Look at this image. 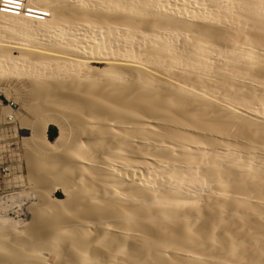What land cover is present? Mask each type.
Masks as SVG:
<instances>
[{"label":"bare ground","instance_id":"obj_1","mask_svg":"<svg viewBox=\"0 0 264 264\" xmlns=\"http://www.w3.org/2000/svg\"><path fill=\"white\" fill-rule=\"evenodd\" d=\"M25 7L0 13V77L71 139L30 156L65 206L37 198L0 264H264V0Z\"/></svg>","mask_w":264,"mask_h":264},{"label":"rangeland","instance_id":"obj_2","mask_svg":"<svg viewBox=\"0 0 264 264\" xmlns=\"http://www.w3.org/2000/svg\"><path fill=\"white\" fill-rule=\"evenodd\" d=\"M22 73L20 72L19 75ZM24 77L23 75H21L20 78H13V79L0 77V233L1 232L5 233L9 230H14L15 232L18 231L17 233L19 234H16L14 231L13 232L11 231L15 235H20V234L23 235L24 233L21 232L22 231L25 232V230L28 229V226L30 227V214L36 205L35 203H38L37 201L40 200V197L42 198V195H43L42 202L44 200H45L44 202L46 201L48 203L51 202V204L49 205H52L51 206L52 208L54 207L53 209L55 212H57L58 209H59L58 212H60V209L61 210L64 209L65 204L63 205V203L62 204L60 203L62 205V206L60 205V207L59 205H54L55 200L64 201V195L61 192L62 187L57 186L58 185L57 183L56 186L55 183L54 182L52 183L51 181H48L45 184L42 183L39 186V187L42 186V190L41 188L37 187L38 192H37V188L33 186L34 185L33 182H35V180L39 177V172L36 173L38 166H36L35 164L32 165L33 160L31 159V157L35 160V157L37 155L36 150L38 151L44 150L46 154L48 153L50 155L51 150L53 149L52 153L55 152L59 154L62 152V148L65 147L67 148V145L71 140L68 132V135L66 136H68V139H70L68 140L69 142L67 143L66 138L63 139L65 140L67 145L64 144L62 138L60 139L61 142L65 145V147L62 146V143L60 141H58L54 146V147L57 146L56 148L58 149V146L61 145L62 148L59 147L60 148L59 151L57 149L55 151L53 146L52 148L50 147L52 144H54L53 141L55 140V138L58 137V129L55 126L54 122L51 123L52 117L47 114L48 111L46 109L43 115H40L38 113H33L31 111L34 114V116H36L35 114L38 115V118L36 117L37 118L36 119L33 116V114L29 112L28 107L24 105L25 103L23 101L27 99L26 101H29L31 103L34 102V105L32 104L33 107L36 105L35 106L36 108L35 107H34L35 109L33 108L35 111L33 109L32 110L34 112L38 111V106H37L38 104H35L36 102L33 97H29L31 93L21 88L22 87L21 83L23 82L24 79H26V74H24ZM14 88L15 89L17 88V90L16 91L12 90ZM18 89L22 90V92L20 90L18 91ZM23 91L27 94H25ZM19 93L21 96H19ZM23 93L25 97H23L24 96ZM8 105H11L13 109H11ZM43 116L45 117V119L47 117V119L45 120ZM39 118H41L42 121H40ZM47 120L49 122H47ZM31 124L33 125V128L31 127L32 126ZM43 126L45 127L44 129L39 128ZM39 129H40V134L37 131ZM37 132H38V136L36 135ZM33 153L34 156H32ZM55 153L53 154L55 155ZM30 161L32 162L30 163ZM29 165H31V167ZM36 176L37 178L35 179L34 177ZM50 182L52 184H50ZM56 187H59L60 189ZM39 189L40 192L42 191L45 194H40ZM37 198H39V200H36ZM1 236L4 237L5 235L3 234L0 235L1 238L0 243L4 241L3 237ZM43 256L44 257L42 258H44L43 259L44 261L42 259L40 261L34 259L33 262L36 260L37 261V262L35 261L36 264H55L57 261L55 260L56 254H50L46 256L43 255Z\"/></svg>","mask_w":264,"mask_h":264},{"label":"built area","instance_id":"obj_3","mask_svg":"<svg viewBox=\"0 0 264 264\" xmlns=\"http://www.w3.org/2000/svg\"><path fill=\"white\" fill-rule=\"evenodd\" d=\"M36 11L25 7V0H0V13L7 14L12 16H24L30 18L31 15H38L34 14ZM11 109V105H8ZM13 106V105H12Z\"/></svg>","mask_w":264,"mask_h":264}]
</instances>
